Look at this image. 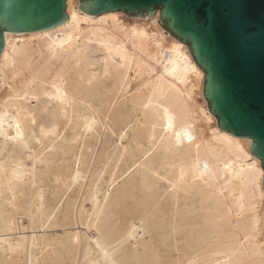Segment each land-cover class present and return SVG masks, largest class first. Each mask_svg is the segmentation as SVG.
Instances as JSON below:
<instances>
[{
  "label": "bare ground",
  "instance_id": "bare-ground-1",
  "mask_svg": "<svg viewBox=\"0 0 264 264\" xmlns=\"http://www.w3.org/2000/svg\"><path fill=\"white\" fill-rule=\"evenodd\" d=\"M152 16L4 34L0 264H264V173Z\"/></svg>",
  "mask_w": 264,
  "mask_h": 264
},
{
  "label": "water",
  "instance_id": "water-1",
  "mask_svg": "<svg viewBox=\"0 0 264 264\" xmlns=\"http://www.w3.org/2000/svg\"><path fill=\"white\" fill-rule=\"evenodd\" d=\"M67 0H0V54L6 32L54 28ZM92 16L119 11L152 16L203 71L202 95L216 126L251 139L264 173V0H79ZM264 190V177L262 179Z\"/></svg>",
  "mask_w": 264,
  "mask_h": 264
},
{
  "label": "rangeland",
  "instance_id": "rangeland-1",
  "mask_svg": "<svg viewBox=\"0 0 264 264\" xmlns=\"http://www.w3.org/2000/svg\"><path fill=\"white\" fill-rule=\"evenodd\" d=\"M157 11H158V9H157Z\"/></svg>",
  "mask_w": 264,
  "mask_h": 264
}]
</instances>
